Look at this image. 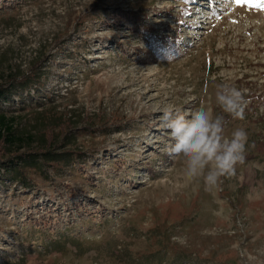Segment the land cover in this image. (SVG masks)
<instances>
[{
  "label": "rangeland",
  "instance_id": "1",
  "mask_svg": "<svg viewBox=\"0 0 264 264\" xmlns=\"http://www.w3.org/2000/svg\"><path fill=\"white\" fill-rule=\"evenodd\" d=\"M11 76L0 114L69 154L0 171V264H264V0H0ZM221 83L245 90L243 120ZM170 105L246 131L219 188L168 156Z\"/></svg>",
  "mask_w": 264,
  "mask_h": 264
},
{
  "label": "clouds",
  "instance_id": "2",
  "mask_svg": "<svg viewBox=\"0 0 264 264\" xmlns=\"http://www.w3.org/2000/svg\"><path fill=\"white\" fill-rule=\"evenodd\" d=\"M216 105L233 119L243 120L250 101L245 90L232 84L216 85ZM161 127L169 130L174 143L168 146L171 159L184 162V174L189 181L203 180L207 190L219 188L225 178L236 174L237 165L243 164L249 146V138L243 128L230 135L225 132L226 120L213 115L206 107H199L185 116L179 107L170 105L163 109ZM181 245L186 237H173Z\"/></svg>",
  "mask_w": 264,
  "mask_h": 264
},
{
  "label": "trees",
  "instance_id": "3",
  "mask_svg": "<svg viewBox=\"0 0 264 264\" xmlns=\"http://www.w3.org/2000/svg\"><path fill=\"white\" fill-rule=\"evenodd\" d=\"M150 41L147 40V43ZM16 77H9L6 83L0 82V101L4 102L8 99V95L11 92V85L16 81ZM26 80L28 78H25ZM26 80L24 82H26ZM43 143L32 146L35 142H40V138H34L30 134H18L15 121L13 118H8L3 114H0V171L12 170L16 173H20L21 169L26 167H36V158H39L41 165H59L63 161L67 152L56 151L60 149L59 145H55V142H45L44 137L41 138ZM27 147V151L18 154V152ZM15 148L14 151H11ZM21 174V173H20Z\"/></svg>",
  "mask_w": 264,
  "mask_h": 264
},
{
  "label": "snow or ice",
  "instance_id": "4",
  "mask_svg": "<svg viewBox=\"0 0 264 264\" xmlns=\"http://www.w3.org/2000/svg\"><path fill=\"white\" fill-rule=\"evenodd\" d=\"M236 2H237L238 4H240V3H244L245 0H236ZM249 2H251V0H249Z\"/></svg>",
  "mask_w": 264,
  "mask_h": 264
}]
</instances>
